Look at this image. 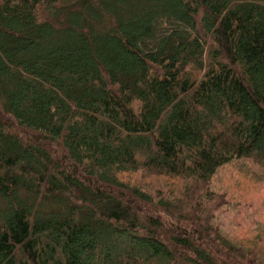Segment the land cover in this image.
<instances>
[{
    "label": "trees",
    "instance_id": "trees-1",
    "mask_svg": "<svg viewBox=\"0 0 264 264\" xmlns=\"http://www.w3.org/2000/svg\"><path fill=\"white\" fill-rule=\"evenodd\" d=\"M230 162L264 170V0H0V264H264L212 222Z\"/></svg>",
    "mask_w": 264,
    "mask_h": 264
},
{
    "label": "rangeland",
    "instance_id": "rangeland-1",
    "mask_svg": "<svg viewBox=\"0 0 264 264\" xmlns=\"http://www.w3.org/2000/svg\"><path fill=\"white\" fill-rule=\"evenodd\" d=\"M137 176L132 175L133 178ZM143 178L149 187L157 190L177 184L167 178ZM208 188L220 206L212 222L224 237L236 244L249 245L259 236L264 246V170L254 169L249 163L230 162L217 169Z\"/></svg>",
    "mask_w": 264,
    "mask_h": 264
}]
</instances>
